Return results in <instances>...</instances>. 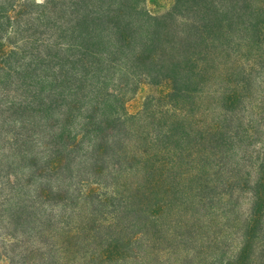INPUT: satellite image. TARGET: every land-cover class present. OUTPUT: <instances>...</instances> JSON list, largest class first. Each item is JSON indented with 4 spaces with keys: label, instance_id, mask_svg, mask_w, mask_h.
Returning a JSON list of instances; mask_svg holds the SVG:
<instances>
[{
    "label": "trees",
    "instance_id": "obj_1",
    "mask_svg": "<svg viewBox=\"0 0 264 264\" xmlns=\"http://www.w3.org/2000/svg\"><path fill=\"white\" fill-rule=\"evenodd\" d=\"M150 2L0 0V264H264V0Z\"/></svg>",
    "mask_w": 264,
    "mask_h": 264
},
{
    "label": "rangeland",
    "instance_id": "obj_2",
    "mask_svg": "<svg viewBox=\"0 0 264 264\" xmlns=\"http://www.w3.org/2000/svg\"><path fill=\"white\" fill-rule=\"evenodd\" d=\"M156 2L154 3H149V7H151V9L156 8V9H160V7H163L164 5L168 4V2L170 0H155ZM152 95H157L156 90L153 89H147L146 91H139L134 97L131 98V100L128 102L129 103V110L133 111L135 110V108L139 107L141 108V104L144 100L145 97L147 96H152ZM157 104V102H155ZM138 108V109H139ZM1 160V157H0ZM3 163L0 161V177L3 178L4 177V171H6V169L4 167H2Z\"/></svg>",
    "mask_w": 264,
    "mask_h": 264
}]
</instances>
